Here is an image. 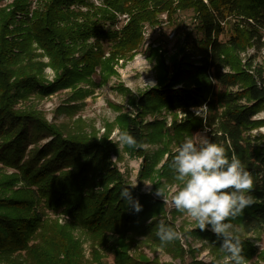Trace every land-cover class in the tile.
<instances>
[{
  "label": "trees",
  "instance_id": "16d2710c",
  "mask_svg": "<svg viewBox=\"0 0 264 264\" xmlns=\"http://www.w3.org/2000/svg\"><path fill=\"white\" fill-rule=\"evenodd\" d=\"M67 1L71 0H43V11L22 19L15 16L29 0H13L8 10L0 8V165L13 171L0 177V264H82L80 245L72 229L90 239L94 264H106L96 249L106 248V242L112 243L107 249L114 264H172L150 260L143 254L129 256L127 250L135 236L172 251L180 260L193 254V250L183 249L179 239L162 246L156 234L161 222L181 234L208 241L205 244L215 256L208 264H216L223 253L211 227L205 231L198 227L190 231L177 228L173 216L176 212H168L162 197L155 195L160 189L164 196L167 184L177 183L169 166L175 153L169 146H178L195 130H205L204 125L209 130L208 139L222 144L229 157L238 156L253 175L250 194L255 203L231 223L240 229L236 234L243 242V255L249 262L264 263V250H258L246 238L250 233L264 234V145L254 143L264 136L250 134L264 128V119L253 120L264 110V62L254 65L256 55L247 56L249 48L259 50L264 46V0H205L208 5L203 0H179L183 10L194 14L195 27L202 35L204 51L196 66L186 55L170 57L166 63L165 51L150 49L156 85L130 101L132 116L122 113L114 122L119 132L129 131L138 142V147L123 145V149L143 157L139 184L145 179L153 182L149 193L131 189L133 200L142 206L139 212L121 197L122 190L132 186L112 164L113 146L107 135L97 138L87 133L64 134L40 114L19 111L15 105L27 98L31 86H36L41 96H48L87 82L96 69L106 81L115 74L112 64L116 59L131 58L138 49L142 25L156 23L158 15L171 9L173 1L103 0L99 8L89 5L91 13L84 15V24L61 27L76 16L64 7ZM112 12L129 15L119 32L100 29L113 18ZM10 25L12 30H8ZM90 35L108 42V49L98 43L96 51L85 53L84 70H71V49L66 40H86ZM37 49L57 71L55 81L38 79L43 64L35 62ZM225 68L228 72L222 73ZM202 106L208 113L206 119L193 112ZM161 110L173 116L169 127L164 120L144 123L147 115ZM177 115L182 119L178 121ZM146 144L161 145L152 160L142 150ZM31 145L34 147L28 149ZM159 164L161 167L156 169ZM48 213L66 216L67 225L51 221ZM168 214H173L171 219ZM190 264L205 263L192 260Z\"/></svg>",
  "mask_w": 264,
  "mask_h": 264
},
{
  "label": "rangeland",
  "instance_id": "374dc122",
  "mask_svg": "<svg viewBox=\"0 0 264 264\" xmlns=\"http://www.w3.org/2000/svg\"><path fill=\"white\" fill-rule=\"evenodd\" d=\"M13 0H0V8L8 10L6 7L11 5ZM171 9L160 13L157 17V22L154 24L144 23L141 27L142 41L138 49L134 52L131 58L125 59L118 57L112 68L115 74L108 77L106 81H103L98 69L96 73H92L87 82L78 83L75 88H68L60 90L48 96H41L38 93L36 86H31L28 89L27 98L19 100L15 105V109L19 111H33L40 114L44 120L56 127H58L64 134H78L87 133L95 134L97 138L107 135V141L113 146L112 153L110 155L112 164L116 166L122 178L132 187L136 185L135 189H139L141 193H149L152 191V180L145 179L139 184L138 172L143 160L142 156L136 154L130 155L125 152L123 145L118 142L119 130L114 125L115 119L118 115L126 113L130 116L134 114L133 109L130 106V101L137 99L144 91L150 89L156 85V70L155 60L149 58V51L151 48H161L165 51L164 57L169 63L170 57L177 56L179 59L183 55H186L190 62L195 66L200 61V57L203 54L204 48L200 44L202 35L199 33L195 26L197 22L194 21V14L190 10H183L179 5V0H172ZM103 0H83L80 1H67L64 5L67 11L76 14L66 23H62L60 26L85 23V14L91 13L89 5L94 8L103 6ZM203 2L208 5L207 1ZM43 0H29L27 7L21 13H17L15 19H22L23 17L29 18L36 11L41 12L44 10ZM148 9H151L150 7ZM113 13V18L105 22V25H101L100 29H114L112 31H121L129 21V15L127 13ZM171 15L169 19L168 15ZM67 25V26H68ZM8 30H12V25L8 27ZM97 35H90L86 40L85 38L67 39L65 44L69 47V62L68 66L72 69H76L77 72L84 70L85 63L83 61L85 53L88 50L96 51L97 44L101 43L106 50L108 42L100 39ZM188 38V40H187ZM9 40H12V36H8ZM264 40V38L262 39ZM180 49L183 52L180 53ZM13 49L11 53H13ZM35 62L42 63L43 68L38 75V79L46 81L48 83L55 81L57 71L51 67L50 60L46 57L42 50H36ZM256 55L253 63L260 66L264 62V46L259 50L257 48H249L247 50V56ZM108 56V52L104 53V57ZM71 61V62H70ZM244 62V61H242ZM76 65V68H73ZM222 73H227L228 69H222ZM256 77V76H255ZM264 78V75H263ZM154 84V85H153ZM121 89L124 92L120 91ZM236 90V87L234 88ZM196 116L206 119L208 116L207 110L204 106L200 109L193 111ZM172 114L161 110L156 114H149L144 118V123H150L152 121L164 120L166 127H169L171 123ZM178 121L182 119V115H177ZM264 119V110H261L257 115L253 117V120ZM111 125H113L111 127ZM205 130H195L193 134L201 133L208 137V128L204 125ZM146 133H150V130L145 129ZM252 137L264 136V128H258L250 132ZM48 139L39 142L38 147L44 144ZM259 146H263L264 139L254 141ZM34 145L28 147L33 148ZM161 147L159 144H146L142 147L144 154L152 160L154 154ZM174 153V149L177 147L173 144L169 146ZM164 156V159H166ZM162 164V163H161ZM159 164L156 169L161 167ZM13 171L6 169L0 165V177L2 175H9ZM176 183L167 184L165 189L166 193L162 196L168 198L166 203L168 212H176L175 215L168 214V219L174 216V223L177 228L183 230H193L198 225L190 220L184 213L178 211L170 201V187ZM48 219L54 221L60 226L67 225V217L59 214L48 213ZM236 232L240 229L234 226ZM74 239L79 242L82 264H94L92 257V245L88 236L77 229H72ZM242 235V233H240ZM244 236V235H243ZM254 243L258 250H264V234L263 233H250L246 237ZM179 244L185 251L189 249L193 250V254H186L182 260L176 258L172 251L164 250L151 242H147L142 237H134L132 243L129 244L127 250L129 256L136 258L139 254H143L150 260H155L159 263H172V264H190L192 260L201 261L205 264L215 260V256L211 253L210 248L196 236L180 233ZM112 245L110 242H106V248L96 247L101 259L106 264L113 263V255L107 249ZM250 264H264L253 260Z\"/></svg>",
  "mask_w": 264,
  "mask_h": 264
},
{
  "label": "clouds",
  "instance_id": "9594fccd",
  "mask_svg": "<svg viewBox=\"0 0 264 264\" xmlns=\"http://www.w3.org/2000/svg\"><path fill=\"white\" fill-rule=\"evenodd\" d=\"M117 139L121 145L139 146L127 130H122ZM174 153L169 166L177 183L169 189L171 204L194 221L201 231L211 227L221 241L219 247L223 253L216 264H250L243 255V242L231 221L255 203L250 194L254 184L252 173L238 156L229 157L222 144L211 142L201 133L186 137ZM135 187L123 189L121 197L139 212L142 206L138 200H133L131 193ZM155 195L162 197L163 194L157 189ZM163 199L168 202V198ZM156 234L162 246L180 238L178 231L163 222L157 226Z\"/></svg>",
  "mask_w": 264,
  "mask_h": 264
}]
</instances>
